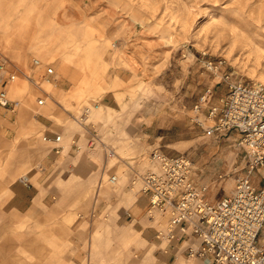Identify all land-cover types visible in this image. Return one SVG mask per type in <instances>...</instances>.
Listing matches in <instances>:
<instances>
[{
  "label": "rangeland",
  "instance_id": "obj_1",
  "mask_svg": "<svg viewBox=\"0 0 264 264\" xmlns=\"http://www.w3.org/2000/svg\"><path fill=\"white\" fill-rule=\"evenodd\" d=\"M1 57L20 87L0 108V264H205L155 238L166 218L134 210L133 176L159 147L191 160L210 199L232 192L240 134L215 133L194 106L206 89L221 106L230 80L264 86V0H0ZM34 58L54 67L52 85ZM91 125L115 155L89 146ZM55 133L59 154L43 140Z\"/></svg>",
  "mask_w": 264,
  "mask_h": 264
},
{
  "label": "built area",
  "instance_id": "obj_2",
  "mask_svg": "<svg viewBox=\"0 0 264 264\" xmlns=\"http://www.w3.org/2000/svg\"><path fill=\"white\" fill-rule=\"evenodd\" d=\"M32 62L44 68L42 81L54 80L55 69L51 64L37 58ZM17 72L6 58H0V107L11 111L19 103L9 98L7 88L18 78ZM26 78L39 84L29 75ZM227 87L221 106L211 103L213 92L206 89L194 109L199 113L207 110V118L213 120L211 130L215 133L235 130L240 134L245 165L235 178L232 192L211 200L209 185L193 179L191 160L183 155L168 154L159 147L151 149L150 167L142 173L136 172L133 182L139 178L140 191L148 197V219L153 222L159 217L166 218L165 224L155 229V238L167 244L165 250L176 249L179 253L184 244L181 252L186 259L198 258L209 264H264V86L230 80ZM39 90L45 95L41 87ZM44 95L37 97L38 105L45 104ZM92 106L98 105L82 107L79 121L85 122ZM198 123L204 124L199 120ZM84 129L89 146L98 142L106 157L115 155L113 148L99 139L93 125ZM62 137L58 133L44 134L43 140L52 143V151L59 154L64 148ZM77 141L73 139L71 143L75 151L81 149ZM233 170L239 172L237 167ZM116 179L111 175L109 182L115 183ZM20 181L29 186L26 176ZM125 215L132 220L130 212ZM92 216L95 215L92 213Z\"/></svg>",
  "mask_w": 264,
  "mask_h": 264
},
{
  "label": "crops",
  "instance_id": "obj_3",
  "mask_svg": "<svg viewBox=\"0 0 264 264\" xmlns=\"http://www.w3.org/2000/svg\"><path fill=\"white\" fill-rule=\"evenodd\" d=\"M26 77V76H25ZM0 108H2V107H0ZM2 109H4V108H2ZM164 151V150H163ZM50 156H51V159H52V155L50 154ZM137 171H135V173H136ZM134 173V174H135ZM227 195V194H226ZM208 196H209V194H208ZM212 200V199H211ZM147 202H148V197L147 196H142L138 201H137V203L135 204V206H134V210L136 211V212H140V213H142L145 209H146V206H147ZM149 203V202H148ZM130 212V211H129ZM131 213V212H130ZM131 214H133V212L131 213ZM133 216H134V214H133ZM193 241H195V242H198V241H196V240H193ZM185 245L183 244V247H184ZM183 247L181 248V250L183 249ZM168 248V247H167ZM169 249H167V251H168ZM174 250H176V249H174ZM181 250H180V252H181ZM169 253H170V251H168ZM179 252V253H180ZM177 254H178V251H176V255L175 256H177ZM180 255H182L183 257H185V255H184V253H180ZM186 258V257H185Z\"/></svg>",
  "mask_w": 264,
  "mask_h": 264
},
{
  "label": "bare ground",
  "instance_id": "obj_4",
  "mask_svg": "<svg viewBox=\"0 0 264 264\" xmlns=\"http://www.w3.org/2000/svg\"><path fill=\"white\" fill-rule=\"evenodd\" d=\"M58 78H59V77H58ZM14 82H15V81H14ZM14 82H12L9 86H12V85H13L12 88H14V90H17V89L20 87V85L18 84V82H15V83H14ZM55 82H56V81H55ZM47 85L50 86V85H52V84H51V82H48ZM55 86H56V85H55ZM53 87H54V86H53ZM53 87H52V88H53ZM53 91H54V90H53ZM59 91H60V90H59ZM49 95H50V94H49ZM52 95H53V93H52ZM82 164H83V162H82ZM80 166H81V165H80ZM77 167H78V166H77ZM83 167H84V166H83ZM80 169H81V168H80ZM75 171H76V170H75ZM204 263H205V264H209L207 260H205Z\"/></svg>",
  "mask_w": 264,
  "mask_h": 264
}]
</instances>
